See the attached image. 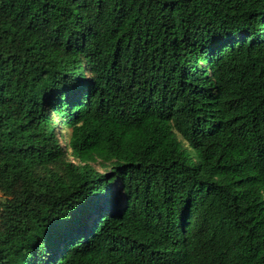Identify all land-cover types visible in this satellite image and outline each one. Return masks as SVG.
I'll return each instance as SVG.
<instances>
[{
    "label": "trees",
    "instance_id": "1",
    "mask_svg": "<svg viewBox=\"0 0 264 264\" xmlns=\"http://www.w3.org/2000/svg\"><path fill=\"white\" fill-rule=\"evenodd\" d=\"M0 193V264H264V0H0Z\"/></svg>",
    "mask_w": 264,
    "mask_h": 264
},
{
    "label": "rangeland",
    "instance_id": "2",
    "mask_svg": "<svg viewBox=\"0 0 264 264\" xmlns=\"http://www.w3.org/2000/svg\"><path fill=\"white\" fill-rule=\"evenodd\" d=\"M67 136H68V132H67V131H63V132H62V142H63V143H66V142H67V139H68ZM178 138L181 139L179 135H178ZM181 141H182L183 145L185 146V148L189 151V153H190L191 155H193V151H192V149L187 145V143L184 142L183 140H181ZM94 166H95V168L98 169L100 172L105 171L104 167H102L99 163H94ZM113 188H114V190H115V192H116V188H117V186L114 185ZM1 197H2V195H1V193H0V198H1Z\"/></svg>",
    "mask_w": 264,
    "mask_h": 264
}]
</instances>
